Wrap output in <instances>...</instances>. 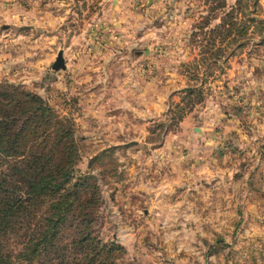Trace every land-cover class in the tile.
Masks as SVG:
<instances>
[{
  "label": "rangeland",
  "instance_id": "1",
  "mask_svg": "<svg viewBox=\"0 0 264 264\" xmlns=\"http://www.w3.org/2000/svg\"><path fill=\"white\" fill-rule=\"evenodd\" d=\"M233 3L0 0V81L73 120L116 264H264V0Z\"/></svg>",
  "mask_w": 264,
  "mask_h": 264
},
{
  "label": "trees",
  "instance_id": "2",
  "mask_svg": "<svg viewBox=\"0 0 264 264\" xmlns=\"http://www.w3.org/2000/svg\"><path fill=\"white\" fill-rule=\"evenodd\" d=\"M234 1L232 25L231 14L247 2ZM210 55L207 67L219 58ZM201 94L187 87L182 99ZM175 107L181 118L185 105ZM79 159L72 119L40 95L0 81V264H116L124 248L96 235L101 189L92 172L78 170Z\"/></svg>",
  "mask_w": 264,
  "mask_h": 264
},
{
  "label": "water",
  "instance_id": "3",
  "mask_svg": "<svg viewBox=\"0 0 264 264\" xmlns=\"http://www.w3.org/2000/svg\"><path fill=\"white\" fill-rule=\"evenodd\" d=\"M53 68L54 69H60V68H64V62L61 56V52L58 53L56 60L53 64Z\"/></svg>",
  "mask_w": 264,
  "mask_h": 264
},
{
  "label": "crops",
  "instance_id": "4",
  "mask_svg": "<svg viewBox=\"0 0 264 264\" xmlns=\"http://www.w3.org/2000/svg\"><path fill=\"white\" fill-rule=\"evenodd\" d=\"M64 68H65V65H64Z\"/></svg>",
  "mask_w": 264,
  "mask_h": 264
}]
</instances>
